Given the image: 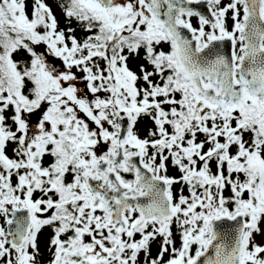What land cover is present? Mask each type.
Instances as JSON below:
<instances>
[{
  "label": "snow or ice",
  "instance_id": "6c2138e0",
  "mask_svg": "<svg viewBox=\"0 0 264 264\" xmlns=\"http://www.w3.org/2000/svg\"><path fill=\"white\" fill-rule=\"evenodd\" d=\"M0 264H264V0H0Z\"/></svg>",
  "mask_w": 264,
  "mask_h": 264
},
{
  "label": "water",
  "instance_id": "95a60500",
  "mask_svg": "<svg viewBox=\"0 0 264 264\" xmlns=\"http://www.w3.org/2000/svg\"><path fill=\"white\" fill-rule=\"evenodd\" d=\"M225 50H227V49H225Z\"/></svg>",
  "mask_w": 264,
  "mask_h": 264
}]
</instances>
